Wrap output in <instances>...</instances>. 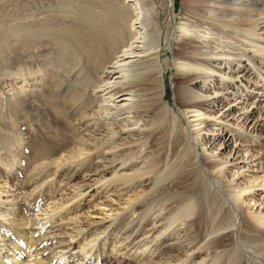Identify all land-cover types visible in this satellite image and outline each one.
Listing matches in <instances>:
<instances>
[{"label":"bare ground","instance_id":"obj_1","mask_svg":"<svg viewBox=\"0 0 264 264\" xmlns=\"http://www.w3.org/2000/svg\"><path fill=\"white\" fill-rule=\"evenodd\" d=\"M1 2H11L16 6L23 3L22 11L14 14L16 17H13V22L8 26L0 25V50L8 51L7 57L0 63V86L2 83L11 86L10 93L0 97V131L3 133L0 134V151L6 150L0 155L2 167L13 169L20 164V153L28 143L24 124L40 122L38 129L45 130L47 127L41 117L48 112L59 119L53 131L57 136L63 137L58 142L61 148H66L73 142L70 136L81 128L88 130L89 127L110 126L106 122L107 116L117 119L119 115L127 113L122 124L124 128L136 126L143 121L137 116L146 101L139 82L146 77L152 80L156 102L162 104L165 85L161 74L160 50L164 29L158 21V10L154 8L156 3H160L172 17L165 31V46L170 48L173 41L176 43L172 47L173 63L169 62V66L183 73L178 86L179 103L184 111L193 113L189 115L193 118L187 121L185 127L180 126L177 132L179 124L183 122L181 116L168 114L167 106L163 105L164 115L159 118L149 116V121L137 129L142 138L135 145L146 152L141 157L134 155V152L118 157L120 167L131 165L132 173L122 174L121 180H125L122 181L123 184L128 181L130 187L142 182L145 177L151 183L149 192H135L127 197L119 215L134 213L140 199L148 200L145 201L147 205L143 203L146 210L138 222L141 223L156 206L163 208V204L170 201L167 212H160L162 216L156 234L148 238L143 236L135 243L131 239L129 243H134V248L138 250L137 259L142 254L146 256L148 252L153 254L162 249L161 252L164 253L174 249L177 241L168 242L166 235L176 236V240L182 242L187 241L191 248L196 249L195 242L202 238V234L193 217L204 215L207 224L204 231L207 235L217 234L223 229H230L232 234L235 231L238 234L245 226L247 233L241 234L243 242L237 243L230 257L240 253L238 250L248 248V260L264 264V212L249 210L243 221L238 222L240 212L237 209L240 201L250 203L253 200L250 196L244 198V194L256 185L264 187V178L261 184L235 186L231 181L224 180L223 163L227 161L212 160V153L204 160L198 155L201 129L197 126L206 120L202 115H207L205 110L209 103L216 104L217 101L209 99L213 93L206 90L204 82L200 86L189 84L194 78H205L220 72L212 65L213 59L216 62L219 60V65L226 61L231 68L232 64L239 66L245 57L254 66L248 70L256 71L257 78L264 77L261 69L255 67L256 58L264 61V34L257 32L259 24H264V0H187V6L180 12L182 22L178 26L173 23L174 0H0ZM220 76L229 77L222 72ZM230 77L235 79L238 76ZM33 110L37 116L33 114ZM131 120L133 123H129ZM159 123L165 124L167 135L164 136L163 147L156 150L150 145L152 133L145 132V129L149 128L148 131L152 132ZM241 130L246 131L244 128ZM61 132L66 136H60ZM110 133L111 140L106 139L97 148L94 145L93 149L86 147L83 140L75 138V143L79 145L75 150L65 152V155L44 164V167L53 165V168H45V171L50 172L49 175L43 174L42 178L45 179L41 183L44 184L47 178L56 175L67 165V160H70V164L79 162L81 166L85 162L91 163L94 154L112 145L116 135L120 136V131L115 129H111ZM163 150L166 153L168 150L169 153L162 156ZM244 152L250 153L248 148ZM250 156L256 154L251 153ZM97 158L102 157L97 155ZM132 160L137 163L131 162ZM188 164L190 169L187 168ZM186 169L191 179L185 191L173 189L177 178L165 183L171 176ZM239 173L236 170L233 175ZM112 181L115 183V179H104L101 183L106 185ZM83 195L84 191H78L60 205L53 204L52 209L56 212L42 219L32 216L33 211L24 206L17 213L13 210L14 218L6 217L7 225H3L7 234L0 239V264H62L61 259H54L49 251H45L43 241L36 231L42 225L56 222L62 209L68 210L70 205L76 207ZM225 206L227 207L224 208ZM223 208L225 211L220 215ZM111 220L102 229V233H105L104 241L109 237V227L119 222L118 215ZM133 222L132 220L127 224L132 226ZM183 225L188 231L185 238L179 236ZM74 231L71 230L68 237L70 244L84 229L76 227ZM130 236L131 234L128 235ZM97 237L99 233L87 243L77 242L86 257L79 256V262L75 264H89L91 261L87 256L102 253L104 246L100 248ZM123 242L125 243V239L121 241ZM124 246L128 247L129 244L125 243ZM163 256L164 260L160 263L187 264V260L176 255L166 252Z\"/></svg>","mask_w":264,"mask_h":264},{"label":"rangeland","instance_id":"obj_2","mask_svg":"<svg viewBox=\"0 0 264 264\" xmlns=\"http://www.w3.org/2000/svg\"><path fill=\"white\" fill-rule=\"evenodd\" d=\"M185 2L188 3L187 0H174L173 23L175 26H178L182 22L180 12L187 6ZM22 4L16 6L12 5L11 2H1L0 25L8 26L13 22L14 14L22 11ZM51 4H49L50 7L53 5ZM154 8L158 10V21L164 29L160 50L161 74L164 76L165 85V97L161 102L162 104L156 102L152 80L150 77H146L139 82V87L145 93L146 101L140 109V115L137 114V116L141 117L143 121L139 122L136 126L129 125L124 128L122 124H124L123 121L128 115L127 113L119 115L117 119L107 116L106 122H109L110 126H102L100 128L89 127L88 130L81 128L79 132L70 136L73 142L69 143L66 148H61L58 142L63 137L57 136L56 132L53 131L54 127H57L55 124L58 125L59 123V119L53 113L50 114L48 112L41 117L47 127L45 130L38 129L40 122H35L33 125L25 123L24 133L28 139V143L20 153V164L16 165L13 169H5L0 165V239L7 234L3 226L4 224L7 225L5 218L13 219L14 213L12 212L15 211L17 213L20 207L24 206L26 209H31L33 211L32 216L42 219L56 212L52 209L53 204L57 203L60 205L74 193L84 191V195L81 197L82 200L78 203L79 206L70 205L72 210L71 208L68 210L62 209L61 214L57 216L59 219L56 222L50 225H42L36 231L41 241H43L42 246H44L45 251H49L54 259H61L60 262L62 264L78 263V257L83 258L85 253L81 252V245L79 246L77 242L87 243L91 239H94L98 233L99 237H97V240L100 243V248L104 247L101 251L102 253L98 256L96 254L87 256V259L91 261L89 264H168L160 263L161 260H164L162 257H164L163 255L166 252L167 254L181 257L182 260H187V264H255L252 260H248V256H246L250 252L248 248H242V250H238L240 253H237L234 257H230L237 247V243L243 242L242 235L247 233L245 226H243V231L241 230L238 234L236 231L235 234H232L230 229H223L217 234L207 235L204 231L207 229V224L205 223L206 216L204 215L193 217L202 234V238L197 239L195 242L196 249L191 248V245H188L187 241L182 242L176 240V236L166 235L168 242L174 241L175 243L177 241L174 249L164 253L161 252L162 249L154 251L153 254L148 252L146 256L144 254L145 257L142 254L139 256V259L144 260L141 261L137 259L139 254H137L138 250L136 247L134 248V243L140 241L143 236L148 238L156 234L155 231L159 228L161 213L167 212V206L170 201L165 205L163 204V208L159 205V207L156 206L153 212L144 218L141 223L138 222L146 210V206L143 203L148 200L144 201L140 199L135 206L134 213L128 212L126 215H119L127 197L135 192H149V188L151 187L148 177L130 187L128 181L123 184L122 181L125 180H121L122 174L128 175L132 171L130 170V164L120 167L118 157H125L130 152H134V155L141 157L146 152H143V149L135 145V142L142 138V134H139L137 130L138 127L144 122H148L151 115L156 118L164 115L163 105L167 106L168 114L181 116L180 118L183 122L179 124L177 132L180 126L184 125L185 127L187 121L193 118L189 117L193 113L184 111L179 103L178 86L183 73L179 72L175 67L169 66V62L173 63L172 47L176 46V43L173 41L172 47L168 48L164 42L167 24L171 21L172 17L170 12L164 9L160 3H156ZM262 17L264 18V12ZM257 32L264 34L263 23L259 24ZM244 48L251 49L250 47ZM249 54L252 55L251 52ZM7 55L8 51L6 49L0 50V63ZM245 59V57L242 58L243 62L239 66L232 64L231 68L228 67L226 61L219 65L217 64L219 60L216 62L213 59L212 65L229 77L221 78L220 72H216L213 76L205 78L201 76L189 82V84L195 86H200L204 82L207 86L206 90L213 93L209 99H216L217 101L216 104L208 102L209 107L205 110L207 115H202V117H206V120L202 125L197 126L201 129L199 133L201 141L197 149L198 155L204 160L212 153L214 155L211 158L212 160L227 161L223 163L225 167L223 173L225 175L224 180L231 181V184L242 187L248 186L251 183L261 184L264 178V77L257 78L255 70V72L249 71L248 68L254 66ZM256 61L255 67L260 68L262 73H264V61L262 62L257 58ZM231 75L238 77L233 79L230 77ZM259 79L260 81L257 82ZM10 89L11 86L8 83H2L0 86V97L9 94ZM33 114L37 116L34 110ZM129 123H133V120ZM164 125L160 123L155 125L152 132L148 131L149 128L145 129V132L152 133L150 145L156 150L160 146L163 147V139L167 135ZM106 127L110 128L107 129ZM242 128L246 131L241 132ZM34 129H37V131ZM111 129L120 131V136L116 135L112 145L94 154L91 163L85 162L81 166L79 162L70 164V160H67V165L61 168L56 175L47 178L44 184L41 183L45 179L42 178L43 174L49 175L50 172L45 170L53 168V165L47 168L44 167V164L55 157L65 155V152L68 153L75 150L76 146H79L75 143V138L83 140L86 147L90 149H93L94 145L97 148L98 145H101L102 141L106 139L111 140ZM0 132V134H3L2 131ZM61 135L66 136L63 132H61ZM246 148L249 149L250 153L246 154L244 152ZM5 152L6 150L0 151V155H3ZM167 153H169L168 150ZM167 153L163 150L161 155H167ZM251 153L256 154V156L251 157ZM97 155L102 158H97ZM131 162L137 163L135 160ZM189 167L190 165L188 164L187 168L190 169ZM188 169L174 174L175 176H171L165 183H169L174 180L173 178H177L173 189L185 191L191 179V177H188ZM236 170L240 172L239 175H233ZM114 171H117V174H114ZM113 178L115 179V183L113 181V183L110 182L106 185L101 183V180H114ZM246 193L244 194L246 195L244 198L250 196L253 200L250 203L248 201L237 203L239 206L237 209L240 212L238 214V222L243 221L249 210L264 212V187L256 185L251 191H247ZM224 208L221 210L220 215L224 213ZM115 215H118L119 222L109 227V231L111 230L109 237L104 241L105 233H102V229L112 221L111 219H114ZM132 220L134 221L132 226L128 225L127 223ZM76 227H82L84 231L80 236L75 237L72 244H70L71 241H68V237L71 230L75 232L74 229ZM181 230L179 236L185 238L188 233L185 230V225L182 226ZM262 232L264 233V229ZM129 234H131L130 237H128ZM124 239L125 243L129 244L128 247L124 246V242V244L121 243ZM131 239H133L134 243H129ZM233 244L235 245L233 246ZM23 259L25 260V256Z\"/></svg>","mask_w":264,"mask_h":264}]
</instances>
